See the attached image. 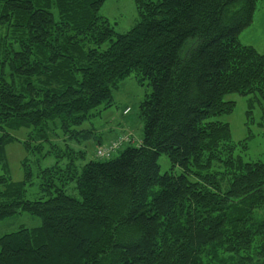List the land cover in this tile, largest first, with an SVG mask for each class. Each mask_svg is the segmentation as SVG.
<instances>
[{"label": "trees", "instance_id": "1", "mask_svg": "<svg viewBox=\"0 0 264 264\" xmlns=\"http://www.w3.org/2000/svg\"><path fill=\"white\" fill-rule=\"evenodd\" d=\"M105 1L0 0V220L40 219L0 236V264H264V161L243 160L220 119L227 94L264 99V54L239 41L260 0H133L124 33L99 14ZM130 75L149 87L140 143L98 156L126 129L77 128ZM21 127L27 152L81 137L96 158L77 165L84 151L66 146L27 199L31 166L13 181L5 151Z\"/></svg>", "mask_w": 264, "mask_h": 264}, {"label": "rangeland", "instance_id": "2", "mask_svg": "<svg viewBox=\"0 0 264 264\" xmlns=\"http://www.w3.org/2000/svg\"><path fill=\"white\" fill-rule=\"evenodd\" d=\"M99 14L109 20L117 33L128 31L138 19L133 0H106ZM239 41L242 44L254 45L258 52L264 54V0L258 1L252 26L246 28L239 36ZM107 46L108 42L104 43L102 48ZM147 91H149V87L147 85H139L133 75L120 80L118 88L113 91L112 105L104 108V103H102L98 108L100 112L94 111L96 112L95 118L91 122H84L77 129L93 127L104 137L109 134L108 130L110 128L124 127L126 129V132H124L129 133L132 138L130 142H133V145H138L142 136V123L138 116V105ZM225 99L234 101V107L230 113L223 114L220 119L229 124L231 138L233 142L237 143L236 153L243 160L264 161V99L257 94L242 95L238 93L227 94ZM125 108L129 109L127 113H123ZM29 131L30 129L27 127L11 130V135L17 140L9 142L5 147L9 172L13 181H20L23 178V160H26L31 166L33 178L31 184L26 185L25 197L27 199L32 200L38 197L37 185L39 179L36 172L39 167L44 168L54 164L56 161L66 162L69 160V155L66 156L63 153L67 150L66 146L84 151L83 157L75 156L74 162L77 165H82L96 158L94 156L96 141L93 139L86 140L81 137L79 138L80 142L76 140L64 141L62 137L52 138L50 144L45 143L43 149L45 156L41 155V150L32 149L33 152H27L22 141L27 139ZM56 132H61V130L59 129ZM124 132L121 135H125ZM32 143L34 144V142ZM52 144L57 147H52ZM122 148H124V145L115 151L113 155L117 156ZM46 151L50 152L47 153ZM158 164L161 173L170 169V162L165 153L158 157ZM174 172L180 173L179 168H175ZM72 186L73 184L70 187ZM68 192L79 198L76 190ZM39 224L40 219L37 216L26 212H18L0 220V236L15 231L20 227H35Z\"/></svg>", "mask_w": 264, "mask_h": 264}, {"label": "built area", "instance_id": "3", "mask_svg": "<svg viewBox=\"0 0 264 264\" xmlns=\"http://www.w3.org/2000/svg\"><path fill=\"white\" fill-rule=\"evenodd\" d=\"M126 112V111H125ZM132 139L130 137V134H125V135H121L119 138H117V140H115L114 142L111 143L110 146L105 147V148H101L97 151V155L98 156H105L108 154L109 150H113L114 148H116L119 144L128 141Z\"/></svg>", "mask_w": 264, "mask_h": 264}, {"label": "crops", "instance_id": "4", "mask_svg": "<svg viewBox=\"0 0 264 264\" xmlns=\"http://www.w3.org/2000/svg\"><path fill=\"white\" fill-rule=\"evenodd\" d=\"M250 26H252V24H251ZM245 30H246V29H245ZM245 30H244V31H245ZM244 31H243V32H244ZM243 32H242V33H243ZM242 33H241V34H242ZM249 45H252V44H249ZM252 46L255 47L254 45H252ZM255 48H256V47H255ZM115 128H117V129H115ZM115 128H112L111 130H114L116 134H119V132L122 130L123 127L120 128V127L118 126V127H115Z\"/></svg>", "mask_w": 264, "mask_h": 264}, {"label": "bare ground", "instance_id": "5", "mask_svg": "<svg viewBox=\"0 0 264 264\" xmlns=\"http://www.w3.org/2000/svg\"><path fill=\"white\" fill-rule=\"evenodd\" d=\"M131 140V139H130ZM140 143V141L138 142V144Z\"/></svg>", "mask_w": 264, "mask_h": 264}]
</instances>
